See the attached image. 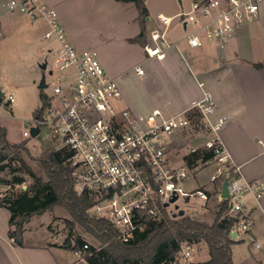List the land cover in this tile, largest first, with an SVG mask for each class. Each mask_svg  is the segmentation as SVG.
<instances>
[{"label":"built area","instance_id":"2783aa9c","mask_svg":"<svg viewBox=\"0 0 264 264\" xmlns=\"http://www.w3.org/2000/svg\"><path fill=\"white\" fill-rule=\"evenodd\" d=\"M5 10L18 12L31 22L44 23L42 39L55 41L51 61L44 60L45 69L72 71V80L64 86L54 85L52 94H46L48 104L39 106V111L26 120L28 128L22 135L29 137L31 127L38 129L36 135L41 128H47L51 138L60 141L56 149L65 148L69 153L74 191L87 193L93 199L91 215L108 220L117 238L126 242L150 222L159 221L164 212L172 217L179 208L169 206L179 195L205 201L210 191L222 200L220 186L227 176L228 212L238 217L231 232L249 229L251 207L246 199L248 195L261 196L264 182L242 179L230 164L218 134L229 117L216 113L217 105L208 93L171 114L155 108L144 115L128 106L121 107L117 104L121 97L117 80L106 73L94 49L75 47L52 6L44 0H0V15ZM177 16L180 24L191 28L185 35L190 47L213 41L222 49L245 24L264 17V0H194L187 11ZM157 18L164 29H153L144 49L147 57L162 58L169 46L165 29L173 16L159 13ZM135 71L144 73L141 66H136ZM4 99L12 102L13 93ZM189 112H194L196 119L190 118ZM189 131L210 134L201 145L210 152L202 167H189L184 160L175 165L167 155L169 145ZM198 147L190 146L188 151ZM206 166L213 170L204 183L186 191L183 182ZM173 195L176 199L170 202ZM190 250V244H182L186 257Z\"/></svg>","mask_w":264,"mask_h":264},{"label":"crops","instance_id":"0c3cea01","mask_svg":"<svg viewBox=\"0 0 264 264\" xmlns=\"http://www.w3.org/2000/svg\"><path fill=\"white\" fill-rule=\"evenodd\" d=\"M44 1L57 11L69 40L79 49L88 43H81L76 35L78 29L72 20V5L87 11L90 16L108 20L112 18L110 24L114 27L116 33L114 37L117 39L115 43L118 46L114 47V44L107 40L102 51H98V57L106 73L120 85L121 102L123 101L133 111L146 115L152 109L160 108L163 113L171 114L184 109L192 99L208 93L217 105L216 113H224L229 117L227 124L218 134L228 153L230 164L235 167L237 175L242 179L264 182V67L253 66V63L264 59V17L245 24L230 37L222 49L213 41H204L199 47H190L185 40V35L191 30L190 26L186 28L182 24L181 27L168 26L165 35L169 46L165 48L164 56L158 58L147 57L144 49V45L150 40V32L156 28L164 29L158 18L157 21L153 20L147 14L144 19L143 39L140 42L129 41L140 31L138 11L133 2ZM8 13L14 15L12 19L24 16L18 12L5 10L0 17ZM124 14H127L125 19ZM38 24L26 34L31 36L39 34L42 38L46 26L41 22ZM142 63L147 64L146 68H143V74H138L135 67L141 66ZM130 70L134 71L139 82L147 87L149 84L150 89L163 90L164 100L159 106L152 104L140 107L136 100H133L131 93L124 87ZM186 133L194 134L192 131ZM187 152L175 158L177 161L180 160L179 165L183 163V156ZM213 199H217L215 193ZM246 203L251 207L249 216L251 224L248 230L235 232L234 236L230 232L234 239L231 244L232 261L234 264H264V193L259 197L248 195ZM9 216V210L0 207V264H88L80 252L67 248L60 240L53 242L47 237L27 239L24 225L22 243L17 244L8 235L11 228L8 223ZM200 242L204 241L190 246L198 245ZM239 245H245L248 253L242 255L236 251L235 247ZM182 254L184 255L183 252ZM235 255L240 257L237 262ZM209 257L208 253V257L201 260L188 258L184 264L205 263Z\"/></svg>","mask_w":264,"mask_h":264},{"label":"rangeland","instance_id":"374dc122","mask_svg":"<svg viewBox=\"0 0 264 264\" xmlns=\"http://www.w3.org/2000/svg\"><path fill=\"white\" fill-rule=\"evenodd\" d=\"M193 1L144 0V4L151 19L157 21V15L162 13L167 16H173L169 27L173 25L181 27L177 15L187 11ZM13 16L12 13H8L0 17V91L3 93L0 101V125L6 129V137L9 142L19 143L25 140L32 156L36 157L43 150L56 149L60 145V141L53 140L47 128H41L37 135L23 136V130L28 128L26 120H30L36 109L40 106V91L51 95L54 85L59 84L64 86L67 81L72 80V71L70 69H52L51 71L49 69H42L40 65L44 63V60L47 59V62L51 61L55 49V41L52 39H42L39 34L36 36L27 35L26 32L32 27H37L39 22L31 23L25 16H21L19 19H12ZM126 16L127 14H124L123 19ZM72 20L78 29L76 35L79 41L81 43H88L80 48L94 49L98 56V51H102L107 40H110L109 42H112L114 47H116L115 41L117 39L114 37L116 33L113 25L110 24L112 18L108 20L90 16L87 11L72 5ZM167 29L168 27L165 30ZM166 34L168 36L169 31ZM49 47H52V52H48ZM146 65L142 63L141 66L146 68ZM42 77L46 84L45 87L39 86ZM124 87L125 90L131 93V97L134 98L133 100H136V103L140 107L142 105L147 107L152 104L159 106L164 100L165 94L163 90L159 88L150 89L149 84L147 87V85L139 82L133 70L129 71ZM10 92L13 93L14 100L7 102L4 97ZM120 98L117 104L125 107L126 105L123 101L121 102ZM209 136L210 134L205 131H197L194 134H183L169 145L167 155L170 159H173L171 161L173 164L179 165L180 160H176L178 155L180 156L187 152L190 146L202 144ZM28 162L34 171L45 179L43 172L38 169L35 162L32 159H28ZM12 165L14 167L19 166L16 162ZM212 170L211 166L198 169L196 175L191 174L183 182V187L186 191L196 188L204 183ZM16 173L23 180L14 186H9L7 182L11 178V174L8 168L0 170V179H2L0 180V195H4L5 191L11 188L14 191L22 190L33 182L32 178L23 171L18 170ZM218 201V199L201 201L194 196L186 199L183 195H179L176 201L170 204L169 208L172 209L175 205H178V208L185 210V214L211 222L216 211L214 204ZM66 219H72L68 211L62 206H54L48 211L33 215L24 224L25 235L27 239L36 240L47 237L53 242L60 240L62 244H65L64 241L67 235L71 237V241L77 236H81L89 244L95 247L99 246V242L90 236L82 226L74 223L73 227H69ZM191 246L193 250L190 251V256L185 257L180 250L173 264H184L188 258L201 260L208 257L207 246L204 242ZM197 246L200 248L198 249ZM235 248L242 255L248 253L245 245H239ZM235 260L237 262V260H240V257L235 255Z\"/></svg>","mask_w":264,"mask_h":264},{"label":"trees","instance_id":"16d2710c","mask_svg":"<svg viewBox=\"0 0 264 264\" xmlns=\"http://www.w3.org/2000/svg\"><path fill=\"white\" fill-rule=\"evenodd\" d=\"M117 1H131L135 4L140 31L129 41L140 42L145 35L144 19L148 14L144 0ZM253 66L264 67V59L253 63ZM39 98L40 107L48 104V97L44 92L40 91ZM37 111L39 107L35 113ZM188 116L196 119L194 112H189ZM26 144L25 140L19 143L9 142L6 129L0 125V170L8 168L11 178L7 184L14 186L23 180L16 173L18 170L33 180L22 190L14 191L11 188L6 190L4 195H0V207H5L10 212L8 223L11 228L8 235L17 244L22 243L23 225L31 215L41 214L54 206H62L72 217L66 219L69 227L78 223L99 242V246L95 247L81 236H77L71 243V237L67 235L64 241L67 248L80 252L88 264H169L175 260L183 243L193 244L199 241H204L208 247L210 257L205 263L234 264L231 257V244L234 239L230 232L238 217L228 212L227 199L214 204L216 211L211 222L187 214L173 218L164 212L159 221L150 222L132 239L122 242L117 238L115 229L108 220L90 214L93 199L87 193L77 194L74 191L71 167L67 160L69 153L66 149L43 150L33 157ZM209 156L210 152L199 146L195 151L184 154L183 160L189 167H202ZM28 159L35 162L45 179L34 171ZM15 162L19 164L18 167L12 165ZM213 195V192L208 191L207 200L213 199Z\"/></svg>","mask_w":264,"mask_h":264},{"label":"water","instance_id":"95a60500","mask_svg":"<svg viewBox=\"0 0 264 264\" xmlns=\"http://www.w3.org/2000/svg\"><path fill=\"white\" fill-rule=\"evenodd\" d=\"M42 69H45V62L43 64L40 65ZM40 87H45L46 84H45V81H44V78L42 77L41 78V81H40ZM3 96V93L0 91V101H1V98ZM38 129L36 127H31L30 129V133L32 136L36 135ZM227 179L228 177H224L222 182H221V186H220V197L223 198V199H226L229 197V193L227 191ZM176 199V195H173L170 199V202H173L174 200ZM166 205V204H165ZM184 214V209L182 208H179L176 212H173L172 213V217L173 218H176V217H180ZM234 232L231 233L232 236H234Z\"/></svg>","mask_w":264,"mask_h":264}]
</instances>
